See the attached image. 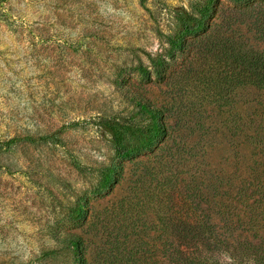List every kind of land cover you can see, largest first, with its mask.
<instances>
[{"label":"rangeland","instance_id":"1","mask_svg":"<svg viewBox=\"0 0 264 264\" xmlns=\"http://www.w3.org/2000/svg\"><path fill=\"white\" fill-rule=\"evenodd\" d=\"M203 1L0 0V142L54 134L59 140L22 141L0 153V264H73L53 237L68 230L87 241L95 264L135 242L151 264L148 250L159 246L161 233L145 190L153 196L170 174L199 181L206 171L244 173L253 151L245 135L259 125L264 133V91L244 88L212 103L182 79L162 83L137 73L167 53L178 17ZM221 2L212 21L230 22L253 49L264 51L255 32L238 23L243 8ZM120 76L173 108L171 138L153 153L122 161L124 179L94 197L97 170L115 156L98 123L133 109L116 85ZM167 147L186 152L190 162L171 161ZM84 195L90 213L74 222L70 209Z\"/></svg>","mask_w":264,"mask_h":264},{"label":"trees","instance_id":"2","mask_svg":"<svg viewBox=\"0 0 264 264\" xmlns=\"http://www.w3.org/2000/svg\"><path fill=\"white\" fill-rule=\"evenodd\" d=\"M226 1L243 8L244 20L238 23L254 31L255 37L264 42V0ZM220 5L221 0H205L197 3L192 13L179 16L175 34L168 38L167 53L151 60V70L138 68L141 79L162 83L182 79L187 86L202 92L204 100L213 98L212 103L229 101L236 91L244 88L264 91V51L253 49L245 35L231 29L234 25L230 22L212 21ZM116 85L133 109L127 117L111 116L98 123L99 132L110 135L115 156L110 166L97 170L99 182L91 192L94 197L110 193L124 179L122 161L155 152L168 142L172 133L173 108L169 104L151 100L139 84L121 76ZM261 127L254 134L245 135L253 151L252 162L245 165L243 174L238 173L239 169L232 174L225 170L206 171L199 181L194 175L180 180L170 174L162 181L156 179L158 187L153 196L145 190L148 205H154L161 233L156 240L159 246L148 250L151 264H264ZM56 135L0 142V153L22 141H59ZM172 151L173 148L167 147L171 161L177 157L182 164L190 162L184 158L186 152ZM195 157L190 154V158ZM76 167L87 170L78 162ZM168 169L172 172L170 164ZM89 213L90 200L84 195L70 209L69 218L74 222L86 221ZM53 237L72 256L73 264H95L89 259V244L81 235L68 230ZM139 246L135 242L131 248L126 243L116 247V252L107 255L105 264H148Z\"/></svg>","mask_w":264,"mask_h":264}]
</instances>
